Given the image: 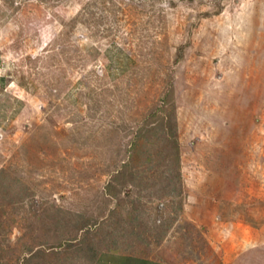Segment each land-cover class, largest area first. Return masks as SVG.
Listing matches in <instances>:
<instances>
[{"label":"rangeland","instance_id":"374dc122","mask_svg":"<svg viewBox=\"0 0 264 264\" xmlns=\"http://www.w3.org/2000/svg\"><path fill=\"white\" fill-rule=\"evenodd\" d=\"M124 257L264 264V0H0V264Z\"/></svg>","mask_w":264,"mask_h":264},{"label":"crops","instance_id":"0c3cea01","mask_svg":"<svg viewBox=\"0 0 264 264\" xmlns=\"http://www.w3.org/2000/svg\"><path fill=\"white\" fill-rule=\"evenodd\" d=\"M121 261H122V264H156V262H152V261H146V260H143V259H139V258H127L124 257V258H121Z\"/></svg>","mask_w":264,"mask_h":264}]
</instances>
